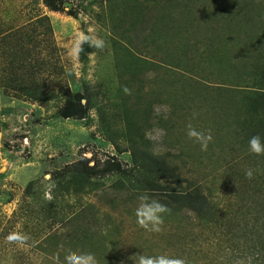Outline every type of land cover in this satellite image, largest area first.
<instances>
[{"label": "rangeland", "instance_id": "rangeland-1", "mask_svg": "<svg viewBox=\"0 0 264 264\" xmlns=\"http://www.w3.org/2000/svg\"><path fill=\"white\" fill-rule=\"evenodd\" d=\"M53 1L57 10L0 0V68L19 43L36 48L49 58L37 80L56 94L18 97L0 76V264H66L88 252L98 264L139 255L250 264L257 250L264 264V155L248 150L264 138V115L250 114L251 93L264 88V0ZM82 36L104 47L77 51ZM66 90L83 118L59 115ZM189 124L211 131L206 151ZM135 160L147 183L121 175ZM74 170H89L93 186L71 181ZM168 191L207 207L193 211ZM141 195L167 207L159 232L136 222Z\"/></svg>", "mask_w": 264, "mask_h": 264}, {"label": "trees", "instance_id": "trees-1", "mask_svg": "<svg viewBox=\"0 0 264 264\" xmlns=\"http://www.w3.org/2000/svg\"><path fill=\"white\" fill-rule=\"evenodd\" d=\"M44 1L45 5H47L49 8L53 10L58 9L53 0ZM5 39H7V37ZM19 44V53L13 52V54H8L4 52V54H2L3 58H1L0 76L1 85L4 88V91L14 90L15 94L17 96L19 95L18 97L23 96L27 99L37 102H47L52 100L56 94L51 90L43 89V87L40 86V81L37 80L38 76H40V72L42 71L41 69H46V66L49 63V58L46 56V59L42 55V52H38V54L34 52L33 49L36 48L31 49L27 48V46L24 47L21 43ZM19 70H22V72L18 73ZM256 92L257 93L255 94L251 93L255 97L251 98L250 114H252V116H259L261 113L264 115V88H259ZM62 97L64 105L59 110L60 116L65 118L84 117L86 110L79 103V95L66 90ZM138 162L139 161L135 160L134 168L131 171H128V173L121 172V175L127 176L130 173V175L133 176L138 173L143 178L141 182L147 183L146 178L148 170L145 168L144 163ZM108 170L111 169L109 168ZM119 172V170H115L113 173H111V176L119 175ZM69 173L72 174L70 177L71 181L74 180L76 182H82L81 185L90 184L93 186L91 182L93 174H91L89 170H74L69 171ZM162 175L163 174H159V178H161ZM147 187H151L150 189L153 190L154 186L152 184H148ZM166 194V196L172 199L174 202L185 204L193 211H200V209L204 210L208 204L206 198L199 196L198 194H192L191 192L168 191ZM254 255L255 259H253L250 264H260V259L262 256L260 250L254 252Z\"/></svg>", "mask_w": 264, "mask_h": 264}, {"label": "clouds", "instance_id": "clouds-1", "mask_svg": "<svg viewBox=\"0 0 264 264\" xmlns=\"http://www.w3.org/2000/svg\"><path fill=\"white\" fill-rule=\"evenodd\" d=\"M97 47L103 48L104 41L102 39H94L89 36H82L77 41V51L80 50L81 42H88ZM127 91V89H125ZM197 114L193 113V118H195ZM187 135L189 139H193L194 142L199 143L202 151H206L208 148L209 142L212 140L211 131H198L191 124L188 125ZM248 150L250 153L256 155H264V138L260 135L252 136L248 141ZM245 176L251 179L253 177V170L247 169L245 171ZM139 205L135 209V216L137 224L150 232H159L161 230V225L163 223L162 213L167 211L166 205L160 203L157 200L150 199L146 195H141L139 197ZM8 239L10 241L17 240L23 241L26 237L22 235L12 234L9 235ZM66 264H98L96 257L93 253L88 252L81 255H76L74 253H68L65 255ZM138 264H184V261L179 258H170L165 255L159 256H144L139 255Z\"/></svg>", "mask_w": 264, "mask_h": 264}]
</instances>
